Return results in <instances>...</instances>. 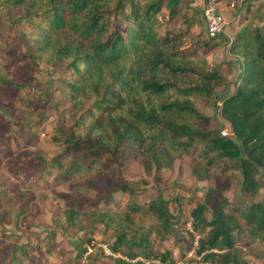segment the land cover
Here are the masks:
<instances>
[{
  "label": "trees",
  "instance_id": "trees-1",
  "mask_svg": "<svg viewBox=\"0 0 264 264\" xmlns=\"http://www.w3.org/2000/svg\"><path fill=\"white\" fill-rule=\"evenodd\" d=\"M178 2L0 0V11L19 41L0 48V130L17 127L15 136L0 141V150L6 156L9 146H17V137H31L18 111L31 112L39 106L32 93L38 73L63 78L72 108L62 113L56 129L57 139L64 144L61 153L54 157L32 154L25 157L27 164L22 167L9 163L11 175L19 179L25 172L28 177L37 173L41 178L44 173L56 174L60 183L80 175L70 188L89 194L95 193L97 181L109 178L114 189L132 194L134 187L123 176L122 162L138 159L153 174L157 195L146 206L129 203L122 218L105 217L117 236L109 248L113 255L132 260L142 257L175 264L168 251L149 248L147 234L128 230L133 226L131 215L144 213L156 221L161 238L170 235L179 223L171 205L179 200L163 194L160 172L181 157L190 158L219 177L204 203L191 211L193 230L200 236L196 255H203L205 263L247 264L235 249L236 237L244 233L248 242L264 246V200L237 209L246 223L243 226L224 212L218 199L229 186L225 173L230 170L240 172L242 190L251 197L260 188L258 176L264 170V10L259 6L253 10L261 26L235 37L231 51L242 59L238 85L234 93L220 97L218 89L225 82L221 68L210 65L202 53H190V47H183L185 32L175 33L168 27L178 17ZM40 66L51 69L43 71ZM201 99L216 109L228 125L229 136L221 135L225 124L215 129L211 119L200 112ZM104 157L108 159L104 161ZM119 160L116 171L110 172ZM209 206L213 212L207 217ZM24 249L25 255L20 253L31 264H59L56 251L31 235ZM191 249L189 245L188 251ZM214 250L225 253L218 255ZM17 260L13 249L4 248L0 254V264H16Z\"/></svg>",
  "mask_w": 264,
  "mask_h": 264
},
{
  "label": "rangeland",
  "instance_id": "rangeland-1",
  "mask_svg": "<svg viewBox=\"0 0 264 264\" xmlns=\"http://www.w3.org/2000/svg\"><path fill=\"white\" fill-rule=\"evenodd\" d=\"M219 1L225 27L224 32L214 39L207 35L203 16L207 0H179L178 17L168 27L175 33L185 32L183 47H190V53H202L203 59L210 65L221 68L225 82L218 90L221 91L220 97H224L235 92L241 72L242 59L237 52L231 51L235 37L239 33L253 32L256 26H261L253 10L258 6L264 10V0ZM15 33L0 11V48L18 44ZM40 69L47 71L51 68L40 66ZM38 77L32 93L39 99V106L31 112L18 111V118L27 125V132L31 131L30 139L17 137V146H9L6 156L0 150V254L4 248H8V252L13 249L18 259L16 264H31L30 258H24L20 253L23 251L25 255L24 247L31 235L33 240L43 242L45 248L51 247L56 251L60 256L59 264H162L159 260L142 257L132 260L120 254L113 255L109 248L117 236L115 230L106 225L105 217L113 214L116 218H122L129 203L146 206L157 195L153 174L147 173L138 159L130 157L122 162L123 176L134 187L132 194L114 189L109 178L97 181L95 193L89 194L82 189L70 188L79 181L80 175L60 183L56 181V174L49 176L44 173L41 178L37 173L28 177L25 172L22 178L17 179L9 172V163L22 167L27 164L25 157L32 154L54 157L61 153L64 146L57 139L56 129L62 113L72 108L66 82L63 78L42 72L38 73ZM198 105L200 112L211 119L213 128L219 129L221 124H225L209 103L201 99ZM16 131V126L3 127L0 141L15 136ZM223 132L230 133L227 124L221 130V135ZM107 159L103 158L104 161ZM119 162L111 167L110 172L116 171ZM160 176L163 194L179 200L171 205V211L178 215V225L170 235L161 238L153 218L144 213H134L131 215L133 226L128 233L147 234L149 248L159 253L168 251L175 264H216L205 263L203 255L197 256L195 253L200 236L193 230L191 211L204 203L207 191L217 185L219 177L187 157L177 159L170 169L160 172ZM225 176L229 179V186L222 191L219 205L226 214L233 215L245 226L237 209H244L251 201L264 200V170H260V188L254 197L242 190L240 172L230 170ZM94 201L98 202L97 206L93 204ZM208 209L206 216L210 217L213 208L209 206ZM244 235L236 237L235 249L240 251L247 264H264V246L258 241L248 242ZM189 245H192V249L188 251ZM212 252L218 255L225 253L219 250Z\"/></svg>",
  "mask_w": 264,
  "mask_h": 264
},
{
  "label": "built area",
  "instance_id": "built-area-1",
  "mask_svg": "<svg viewBox=\"0 0 264 264\" xmlns=\"http://www.w3.org/2000/svg\"><path fill=\"white\" fill-rule=\"evenodd\" d=\"M219 2V0H207V7L204 9L203 16L206 22L207 35L210 38L224 32L225 22L220 15ZM222 135L229 136L230 133L223 132Z\"/></svg>",
  "mask_w": 264,
  "mask_h": 264
},
{
  "label": "crops",
  "instance_id": "crops-1",
  "mask_svg": "<svg viewBox=\"0 0 264 264\" xmlns=\"http://www.w3.org/2000/svg\"><path fill=\"white\" fill-rule=\"evenodd\" d=\"M221 4H224V2H221Z\"/></svg>",
  "mask_w": 264,
  "mask_h": 264
}]
</instances>
